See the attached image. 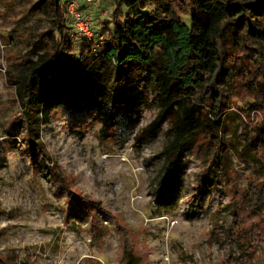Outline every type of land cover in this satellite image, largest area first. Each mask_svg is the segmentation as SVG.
<instances>
[{"label": "rangeland", "instance_id": "374dc122", "mask_svg": "<svg viewBox=\"0 0 264 264\" xmlns=\"http://www.w3.org/2000/svg\"><path fill=\"white\" fill-rule=\"evenodd\" d=\"M52 8L51 0H0V261L125 264L127 251L134 264H264V203L249 210L244 196L258 176L257 147L250 138L264 113H241L232 67L220 79L231 108L220 127L224 168L219 189L195 199L211 158L200 138L183 152L176 199L159 208L155 190L170 123L164 121L152 139H136L157 113L153 93L118 116L119 124L105 139L91 114L72 116L60 108L43 123L37 105L21 102L16 81L30 70L20 58L36 59L42 52L33 41L51 25ZM113 8L111 0L81 4L86 16L96 18L93 31L98 23L111 26ZM155 8L150 3L143 11ZM138 9L123 7V12L132 17ZM68 36L73 51L84 42L72 27ZM101 38L94 60L103 49ZM126 73L135 72L128 68ZM28 121L38 129L50 159L28 149ZM13 127L19 135L7 134ZM254 228L259 232L251 235Z\"/></svg>", "mask_w": 264, "mask_h": 264}, {"label": "trees", "instance_id": "16d2710c", "mask_svg": "<svg viewBox=\"0 0 264 264\" xmlns=\"http://www.w3.org/2000/svg\"><path fill=\"white\" fill-rule=\"evenodd\" d=\"M51 3V25L33 41L42 52L36 59L20 58L30 70L16 81L21 102L37 105L43 123L60 108L72 116L91 114L105 139L119 124L118 116L146 101L151 92L158 110L136 139H152L164 121L170 123L155 190L159 208L176 199L183 152L200 138L211 158L199 177L195 199L212 187L219 189L224 168L220 127L222 115L231 108L220 79L228 67L233 72V96L244 106L241 113H264V0H111V26L98 23L93 39L74 28L66 0ZM150 3L156 4L155 10L144 12ZM81 4L86 3L79 1L82 11ZM135 5L139 9L132 17L124 14L123 7ZM95 19H90L92 29ZM70 27L84 40L76 51L69 41ZM100 37L103 49L94 60ZM128 68L134 76L126 73ZM246 118L250 121L249 115ZM27 129L28 149H37L50 159L38 129L29 121ZM7 132L19 135L15 127ZM251 133L250 142L257 147L258 176L244 194L249 210L264 203V118L254 124ZM240 217L241 213L236 214L235 220ZM258 232L254 228L251 235ZM125 258V264H134L131 253L126 251Z\"/></svg>", "mask_w": 264, "mask_h": 264}, {"label": "built area", "instance_id": "2783aa9c", "mask_svg": "<svg viewBox=\"0 0 264 264\" xmlns=\"http://www.w3.org/2000/svg\"><path fill=\"white\" fill-rule=\"evenodd\" d=\"M80 0H66L65 8L71 16L72 25L82 35L92 36L93 30L91 21L78 7ZM86 4L93 3V0H83Z\"/></svg>", "mask_w": 264, "mask_h": 264}, {"label": "crops", "instance_id": "0c3cea01", "mask_svg": "<svg viewBox=\"0 0 264 264\" xmlns=\"http://www.w3.org/2000/svg\"><path fill=\"white\" fill-rule=\"evenodd\" d=\"M86 5V4H85Z\"/></svg>", "mask_w": 264, "mask_h": 264}]
</instances>
